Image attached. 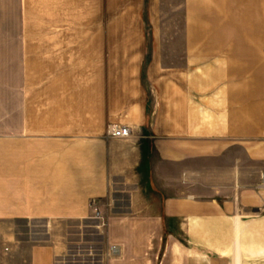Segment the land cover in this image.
<instances>
[{"label": "crops", "instance_id": "0c3cea01", "mask_svg": "<svg viewBox=\"0 0 264 264\" xmlns=\"http://www.w3.org/2000/svg\"><path fill=\"white\" fill-rule=\"evenodd\" d=\"M183 8L143 71V39L104 37L103 0H0V256L264 264V0ZM95 207L105 247L56 237ZM36 220L45 239L8 227Z\"/></svg>", "mask_w": 264, "mask_h": 264}, {"label": "rangeland", "instance_id": "374dc122", "mask_svg": "<svg viewBox=\"0 0 264 264\" xmlns=\"http://www.w3.org/2000/svg\"><path fill=\"white\" fill-rule=\"evenodd\" d=\"M184 4L185 0H103L104 37L143 39L145 42L143 49L148 55L142 63V68L143 71H147L151 64L149 55L158 52V39L161 36V32H164V34H174L175 32L172 25L173 31H169V29L168 31H161L160 23L162 21L174 23L176 20L182 23L184 21ZM98 20H100V15H98ZM125 210L126 207H116L113 212ZM48 225L50 223L46 221L36 220L9 223L8 227H10L11 232H17L21 240L27 242L28 240L45 239L49 228ZM53 227L56 237L66 234L71 235L78 230H84L88 232L85 238L90 242L86 245H91L100 250L106 245L104 234L101 232L105 231L106 227L102 226V222L97 219H89L81 223L53 222ZM6 228L0 223V236L4 235ZM95 231H99L102 234H92ZM29 245L24 243L20 249L13 252L5 249L6 254L0 256V264H28L30 254L27 252V248Z\"/></svg>", "mask_w": 264, "mask_h": 264}, {"label": "built area", "instance_id": "2783aa9c", "mask_svg": "<svg viewBox=\"0 0 264 264\" xmlns=\"http://www.w3.org/2000/svg\"><path fill=\"white\" fill-rule=\"evenodd\" d=\"M131 135V129L126 126V125H121L116 122H111L108 123L105 131V136L106 138H117V139H122V138H127ZM94 218L95 219H101V213L100 210L95 207L94 208ZM111 253L113 255H116L119 253V249L117 246H112L111 247Z\"/></svg>", "mask_w": 264, "mask_h": 264}]
</instances>
